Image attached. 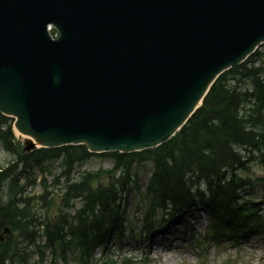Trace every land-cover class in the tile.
Returning a JSON list of instances; mask_svg holds the SVG:
<instances>
[{
    "label": "water",
    "instance_id": "1",
    "mask_svg": "<svg viewBox=\"0 0 264 264\" xmlns=\"http://www.w3.org/2000/svg\"><path fill=\"white\" fill-rule=\"evenodd\" d=\"M262 43L264 0H0V112L26 149L154 148Z\"/></svg>",
    "mask_w": 264,
    "mask_h": 264
},
{
    "label": "trees",
    "instance_id": "2",
    "mask_svg": "<svg viewBox=\"0 0 264 264\" xmlns=\"http://www.w3.org/2000/svg\"><path fill=\"white\" fill-rule=\"evenodd\" d=\"M255 58L259 59V66H253L250 60L220 76L202 107L171 141L153 151L114 154L112 172H103L110 175L107 185L96 183L100 173H88L71 181L73 165L90 156L83 146L41 150L19 159L26 166H38L60 155L64 157L65 202L58 204L53 198L47 202L43 197L40 209L45 210L44 215L37 214L30 198L22 197V188L15 178L7 177L8 170L0 173V232L6 227L11 230L0 243V264H26L23 250L35 244L42 226L43 249L49 248L55 256L57 246L64 259L67 250L78 248L80 264H91L94 249L100 248L105 254L108 236L121 229L124 211L116 196L128 186L134 167L145 161L154 166L150 189L154 197L146 217L168 207L174 217L199 204L210 209L214 235L259 229V212L238 195L240 188L247 186V180L236 174L238 170L245 171L251 159L264 165V54L258 53ZM13 140L9 121L0 115V147L15 151ZM115 172L117 178L116 174L113 176ZM6 181L10 184L4 186ZM261 190L264 200V182ZM77 199L81 202L75 209L76 202L70 201ZM50 212L55 213L53 219ZM41 217L46 219L45 224L39 223ZM36 249L41 258L40 247ZM99 264L118 263L104 257Z\"/></svg>",
    "mask_w": 264,
    "mask_h": 264
},
{
    "label": "rangeland",
    "instance_id": "3",
    "mask_svg": "<svg viewBox=\"0 0 264 264\" xmlns=\"http://www.w3.org/2000/svg\"><path fill=\"white\" fill-rule=\"evenodd\" d=\"M14 158L11 154L0 151V167L5 168ZM255 164L258 163L250 162L252 166L248 174L253 175L255 178H263V168ZM46 168V178L49 183L52 182V175L48 172L54 171V175H56L59 170L56 164H49ZM111 168V160L108 157L99 156L86 161L80 170L99 172L108 171ZM151 172L152 168L149 164H145L142 169L140 168L138 181L135 182V185L130 186L132 188L129 194L124 197L123 205L127 208L129 226L126 227L121 239L117 240L115 236H111L108 239L110 243L108 251L113 260L129 259L134 264H264V229L258 231L250 230L240 235L223 234L215 239L209 236L212 227L209 210L188 212L185 215L184 222H180L181 220L168 221L159 213L155 218L156 222L160 220L162 222V219L166 221L162 225H158L154 230L155 232L153 231L149 237L147 235L141 236L142 223L139 211L143 210L145 204L142 197L146 194V187ZM36 175L41 176L40 173ZM108 180L107 175L101 174L100 178L96 179V183H107ZM247 189L244 195L248 196L250 200H256L254 202L255 208L261 210L264 215V202L259 201L261 195L256 179L252 181V186ZM38 191V186L34 187V190H29L31 194ZM3 198L5 199L6 196ZM38 213L39 211H37ZM167 226H175V229L171 231L174 237L171 235L166 241V245L173 244V246L164 249L154 245L151 248L155 239L159 244H164L165 237L155 238V236ZM131 232L136 234V237H132L130 235ZM41 243L42 240L38 239L36 245ZM34 250L35 248L33 247L27 248L28 253L25 254L26 264H32L38 259ZM74 255L75 253L72 252L66 254L68 258L67 264H74ZM100 257L99 251L93 253V259H99ZM43 264H63V262L59 257L52 258L46 251Z\"/></svg>",
    "mask_w": 264,
    "mask_h": 264
},
{
    "label": "bare ground",
    "instance_id": "4",
    "mask_svg": "<svg viewBox=\"0 0 264 264\" xmlns=\"http://www.w3.org/2000/svg\"><path fill=\"white\" fill-rule=\"evenodd\" d=\"M175 229V226H173V227H171V226H167V227H165L162 231H160V233H159V235L160 236H163V237H165V242H164V244L162 245V244H159L157 241H156V239H155V241H156V245L158 246V248H164V249H167V247H172L173 246V244H171V245H166V241H167V239L169 238V237H171V235H172V233H171V231L172 230H174ZM172 237H174L173 235H172ZM153 246H154V244L152 245V248H153Z\"/></svg>",
    "mask_w": 264,
    "mask_h": 264
}]
</instances>
